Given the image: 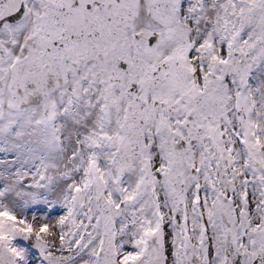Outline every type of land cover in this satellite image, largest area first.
<instances>
[{"label":"snow or ice","instance_id":"snow-or-ice-1","mask_svg":"<svg viewBox=\"0 0 264 264\" xmlns=\"http://www.w3.org/2000/svg\"><path fill=\"white\" fill-rule=\"evenodd\" d=\"M0 264H264V0H0Z\"/></svg>","mask_w":264,"mask_h":264}]
</instances>
